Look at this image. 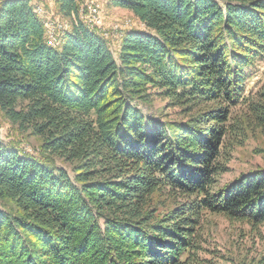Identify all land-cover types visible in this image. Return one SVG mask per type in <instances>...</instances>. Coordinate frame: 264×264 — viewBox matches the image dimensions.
Wrapping results in <instances>:
<instances>
[{"label": "trees", "instance_id": "16d2710c", "mask_svg": "<svg viewBox=\"0 0 264 264\" xmlns=\"http://www.w3.org/2000/svg\"><path fill=\"white\" fill-rule=\"evenodd\" d=\"M31 3L0 0V113L42 141L38 157L0 144V264H208L207 215L264 225V170L217 181L227 139L264 134V82L245 89L264 0H109L146 28L118 58L80 0H56V47ZM152 97L188 117L145 115Z\"/></svg>", "mask_w": 264, "mask_h": 264}, {"label": "rangeland", "instance_id": "374dc122", "mask_svg": "<svg viewBox=\"0 0 264 264\" xmlns=\"http://www.w3.org/2000/svg\"><path fill=\"white\" fill-rule=\"evenodd\" d=\"M93 1L98 3L96 16H89L88 4ZM33 12L43 22L48 44L56 47L61 43L63 35L71 28L70 20L63 18L57 11L56 0H32ZM86 6V7H85ZM80 18L88 23L108 45L115 58H118L122 48V42L126 33L131 30L144 31L141 24L127 10L109 6V0H80ZM55 33V36H53ZM250 77L245 81L246 94L257 92L264 82V57L255 62L254 66L247 69ZM149 94H154L151 91ZM143 113L148 116H162L165 120H181L188 116L180 113L177 108H169L167 101L152 97L150 104L138 103ZM0 134L4 146L15 147L21 152L34 157L39 156L42 141L33 136L31 131L20 133L13 128L0 113ZM245 137H229L225 155L222 158L226 165V173L217 178L219 186H224L241 174L249 175L257 170H264V134L259 130L246 129ZM225 159V160H224ZM56 165L65 168L70 177H73V169L68 164L56 160ZM157 204L158 210L163 212L175 208L167 199L161 198ZM178 204H183L179 199ZM202 241L207 253L208 264H230L220 258H233L235 264H253L264 257V225L250 226L246 223L233 222L221 215H207L202 223Z\"/></svg>", "mask_w": 264, "mask_h": 264}, {"label": "built area", "instance_id": "2783aa9c", "mask_svg": "<svg viewBox=\"0 0 264 264\" xmlns=\"http://www.w3.org/2000/svg\"><path fill=\"white\" fill-rule=\"evenodd\" d=\"M98 3L96 4L95 2H93V1H91L89 4H88V6H87V8H88V13H89V16H87V17H89V18H91L92 16H90V15H93V16H96L97 14H99L98 13ZM86 7V6H85ZM53 36H55V33H53Z\"/></svg>", "mask_w": 264, "mask_h": 264}, {"label": "water", "instance_id": "95a60500", "mask_svg": "<svg viewBox=\"0 0 264 264\" xmlns=\"http://www.w3.org/2000/svg\"><path fill=\"white\" fill-rule=\"evenodd\" d=\"M0 142H1V134H0Z\"/></svg>", "mask_w": 264, "mask_h": 264}]
</instances>
